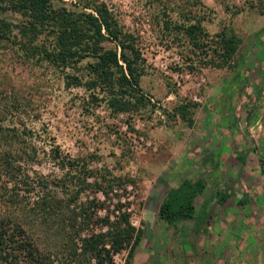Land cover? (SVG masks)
I'll list each match as a JSON object with an SVG mask.
<instances>
[{
	"label": "rangeland",
	"instance_id": "obj_1",
	"mask_svg": "<svg viewBox=\"0 0 264 264\" xmlns=\"http://www.w3.org/2000/svg\"><path fill=\"white\" fill-rule=\"evenodd\" d=\"M74 1L64 0L67 6ZM97 1L135 37L145 105L129 116L110 113L102 100L86 107L82 87H64L58 68L21 56L3 40L0 110L12 119L6 123L21 121L70 156L94 153L87 163L93 175L86 180L100 181L114 203L130 201V221L140 229L127 264H167L176 253L192 223H165L157 216L158 204L169 187L196 178L211 190L235 181L239 192L231 200L241 191L250 198L249 210L236 204L229 215L217 211L215 218L224 225L215 230L230 238L245 236L246 251L259 248L263 262L264 0ZM4 16L19 19L11 11ZM189 25L195 26L191 33ZM220 31L234 35L233 53L225 61L212 50ZM183 103L188 104L186 118L173 111ZM11 104L18 109L9 110ZM37 161L31 164L37 172L61 173L51 161ZM111 178L132 184L113 181L107 188ZM89 191L79 200L91 197ZM96 195L103 199L101 192ZM126 256V250L116 253L114 264H125Z\"/></svg>",
	"mask_w": 264,
	"mask_h": 264
},
{
	"label": "trees",
	"instance_id": "obj_2",
	"mask_svg": "<svg viewBox=\"0 0 264 264\" xmlns=\"http://www.w3.org/2000/svg\"><path fill=\"white\" fill-rule=\"evenodd\" d=\"M57 1L0 0V41L23 57L58 68L64 87L83 88L86 107L102 100L110 113L129 116L144 106L139 88L142 58L134 35L120 27L103 1L75 0L69 6ZM6 11L17 13L19 19L8 20ZM194 28L189 25L186 31ZM214 42L217 59L232 55L233 34L220 31ZM14 104L9 110L18 109ZM187 106L179 104L173 111L186 118ZM4 112L0 110V264H114L113 256L123 250L127 264L140 229L130 221V201L114 203L100 181L86 180L93 175L87 163L94 153L70 156L21 121L6 123L12 119ZM41 158L61 173L31 168ZM106 181L109 188L116 180ZM116 182L132 184L130 179ZM204 186L203 179L196 178L169 187L157 216L173 226L184 220L196 224L205 215L195 210ZM232 186L237 187L235 181L218 185L214 199L225 201ZM88 191L92 196L79 200ZM241 195L237 201L243 203L247 195Z\"/></svg>",
	"mask_w": 264,
	"mask_h": 264
},
{
	"label": "crops",
	"instance_id": "obj_3",
	"mask_svg": "<svg viewBox=\"0 0 264 264\" xmlns=\"http://www.w3.org/2000/svg\"><path fill=\"white\" fill-rule=\"evenodd\" d=\"M262 64L261 70L264 71V63ZM260 74H262L261 71ZM253 82L257 83L255 79H253ZM257 86H259V84H255V87ZM217 188L218 187H215L211 190L206 189L204 186L203 198L201 197V199L196 201L195 210L203 211L205 215L201 217L196 224H193V221L184 220L192 223L193 231H186L183 236L180 237L178 241L180 248L178 246L176 253L172 251L170 255L171 259H166L167 264H184L183 262L185 260L180 259L182 258L181 254L186 257V260L188 259L186 264H264L259 248L253 251L251 247L248 249L249 252L246 251L248 239L245 236H243L245 239H239L236 236L230 238L229 236L218 235L216 233L215 226L219 225L220 227L224 225L221 220L215 218L217 211L221 210L224 211L223 213L225 215H229L232 206L236 204L240 207H246L248 210L251 209L252 206L248 196L243 203L237 201L239 198L243 199L242 195L236 198V200H231L233 198L231 197V193L233 192L232 194H234L236 189L237 192H239L238 186L234 188L232 186V188L228 189L229 194L225 201H216L214 199V194ZM241 194L245 193L241 191ZM193 248L195 251L192 254L191 250ZM253 253L254 255H252ZM251 257H253V259H251Z\"/></svg>",
	"mask_w": 264,
	"mask_h": 264
}]
</instances>
